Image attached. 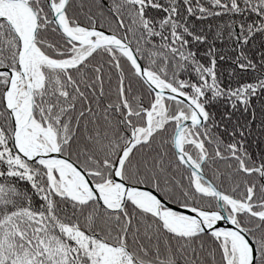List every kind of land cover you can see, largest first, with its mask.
<instances>
[{
    "label": "trees",
    "instance_id": "trees-1",
    "mask_svg": "<svg viewBox=\"0 0 264 264\" xmlns=\"http://www.w3.org/2000/svg\"><path fill=\"white\" fill-rule=\"evenodd\" d=\"M28 1L40 19L35 43L43 55L75 60L70 66L38 64L42 82L33 115L48 123L60 152L101 182L132 138L121 160L127 183L153 188L176 206L218 210L211 189L173 148L174 128L187 107L168 98L154 104V93L116 48L82 57L89 48L75 47L57 29L48 0ZM63 18L78 34L101 28L126 37L145 68L204 107L206 121L183 129L182 151L240 203L222 201L254 241L255 264H264V0H68ZM17 51L16 36L0 19V68L16 69ZM7 79L0 72V264H91L63 226L121 249L132 264H227L229 239L173 234L130 200L109 211L94 200L49 194L47 169L21 160L12 148L3 102ZM246 199L250 210L241 205Z\"/></svg>",
    "mask_w": 264,
    "mask_h": 264
},
{
    "label": "water",
    "instance_id": "water-1",
    "mask_svg": "<svg viewBox=\"0 0 264 264\" xmlns=\"http://www.w3.org/2000/svg\"><path fill=\"white\" fill-rule=\"evenodd\" d=\"M6 1H9L12 4L17 5L26 11V16H23L24 23L27 21L28 17L30 18L29 27L25 29L22 26L21 30H19L16 26L15 20L12 17H10L7 14L0 13V19L5 20L9 24L10 28L12 29L19 43L18 52H17V62H16L17 73L19 76H22V78L24 79L25 91H26L27 100H28V106L26 110L24 111V115L22 117H19V115L16 112L19 110H22V108L17 105L10 106L7 102V94H8V89L10 87L13 70L8 67L0 68V72H6L9 75V81L5 87L4 102H5V108L9 114V117L12 123V131L10 134V138H11L12 148L15 154L23 161L41 163L43 165H45L44 163L47 161L48 162L55 161L54 163L64 165L68 170H71L73 175L81 178L86 184V186L82 188L84 198L82 199L77 198L71 192V190L64 191V196L72 201L84 203L90 200H96L102 207L106 208L109 211H120L122 210V207L126 200L132 199L134 195L141 194V195L148 196L153 201L154 208H155V212H153V214L162 222V224L169 231H171L172 233L176 235L192 236L197 233L213 232L216 230L230 231L231 233L236 235L241 240L243 247H244V256L239 255V258H238L239 264H255L256 247H255L253 240L251 239V237L248 235V233L245 230H243L240 226L236 224L233 218L227 215V213L225 212L223 208L222 199H224L226 195L220 192L218 189H216L212 185V183L203 175L201 169L195 167L189 161V159L185 156V154L183 153L180 147L179 139H180V133L183 127L186 126L187 124H192V125L201 124L207 117L206 112L204 111L206 115L204 116V118H202V115L197 108V105L199 104L197 100H195L191 96L177 89H174L167 84H166V88H160L156 86L151 81L150 76L147 74L148 69H146L141 64L140 60L138 59L136 53L134 52L131 44L128 42L126 37L121 38L117 36L116 34H113L101 28H89L87 34L85 35H78V34L73 33L69 28L66 27V25L64 24V20H63V11L66 7L68 0H61L57 8H54L52 6L51 0H48V2H49L50 10H51L52 22L70 43L74 44L75 47L90 46L89 51L95 50L99 47H105V46H110V47H114L118 49L124 55H126L136 75L143 81V83L152 92L158 93L161 96H164L165 98L174 99L179 102H182L194 111L196 119L187 118V119L182 120L176 125L174 132H173V137H172L173 148H174L178 161L184 164L189 169H191L201 180H203L205 183L209 185V187L213 191L211 195L216 196L218 203H219L220 210L217 211V213H214L211 211L207 212L205 210L204 212L210 213L213 216V219L209 222V225H205L204 222H202L201 220V216L198 213H196L193 210V208L175 206L169 203L168 201L164 200L163 198H161L159 194L152 188H149L143 185H134V184L126 183L123 180L122 175H121L122 164L120 163V161L123 158V156L127 153V150L129 146L131 145L130 142L123 146L121 152L119 153L115 161V164L113 165L112 178L110 179V181L112 182V184L114 185L116 189L117 197L110 201H106L100 195V193L97 190V186L92 181L88 172H86L82 167L76 164L68 156L63 155L59 152V146L57 144L55 134L51 131V129H49V131L52 132V134H54V140H53L54 149L53 150H50V151L36 150L30 146L23 147L20 145L21 137L23 133L25 132L26 127L32 121V118H33V110H34V104H35L34 86H33L34 70L31 69L29 71L30 78H28V76L26 75V69H27L29 51L32 46H35L34 41L37 35L40 20H39V16L36 10L28 3L27 0H6ZM110 12L115 16V14L111 10ZM117 20L119 21L118 18ZM90 35H98V37L90 38L89 37ZM147 126H148V132H149L150 130L149 119L147 120ZM50 167H53V164H50ZM49 181L51 182L50 177H49ZM250 197L251 195H248V199ZM242 204L244 206L246 205L245 202H243ZM162 207H165L172 211L182 213L183 215L190 217L193 221L196 222L195 223L197 225L196 230H193L190 232H183L177 229L175 226H173L169 221H167L163 217ZM120 247L125 249V247L122 245Z\"/></svg>",
    "mask_w": 264,
    "mask_h": 264
},
{
    "label": "rangeland",
    "instance_id": "rangeland-1",
    "mask_svg": "<svg viewBox=\"0 0 264 264\" xmlns=\"http://www.w3.org/2000/svg\"><path fill=\"white\" fill-rule=\"evenodd\" d=\"M0 11L11 15L14 18L16 26L19 30H21L22 26L25 29L29 27L30 18L25 23L23 22V15L20 7L14 4L12 5L10 3L4 2V3H0ZM42 59H44V56L41 53V51L37 47L32 46L28 54L26 75L28 76V78H30L29 71L31 69L34 70L33 73L34 101H35V91L41 85L38 64ZM72 61L73 59H68L66 61L56 62V63L54 61L52 62H54L53 64H63L65 62L72 63ZM20 79H22L24 82L22 76H20ZM150 79L156 86L164 87L165 85V83L162 80H160L158 76L155 75L153 77L150 76ZM8 81L9 78L7 80L6 85L8 84ZM4 95H5V89L3 92V102H4ZM7 98L10 101V102L7 101L10 106L17 105L22 108V110L16 112L19 115V117H22L24 115V111L28 106L25 85L23 83H19L16 87L13 88L9 87ZM23 136L26 140H28L29 142L28 146L36 150L48 151L52 149L51 148L52 134L49 132L48 129H46L43 125H41V123L36 118L32 119V121L28 124L25 132L23 133ZM50 164H53V167L56 169V172L58 174L56 176L58 178L57 180L53 178V174L52 172H50L51 169ZM46 167L48 169V172L50 173L54 185L59 184L60 181V186L62 188L67 189L68 188L67 186L70 184L75 194L77 195L80 194L79 188L77 186L83 185V182L80 181L79 179L70 177L68 170L64 166L54 162L51 163L48 162V165L46 164ZM198 186L199 188L203 187L202 185H198ZM108 189H110V193H108L109 196H113L114 194L113 186L111 185ZM147 198H148V202H145L144 205L142 204L141 205L147 207L148 209H151L153 202L149 197ZM164 213H165L164 215L165 219L168 220L170 223H172L174 226L179 227L180 229L186 227L187 222L184 219H182L180 216L175 214V212L164 210ZM63 229L87 252L88 256L91 259V264H132L131 260L124 254V252L121 249L111 244H108L100 239H97L93 236L85 235L78 229L73 228L71 226H63ZM235 241L239 253L241 252V254H243L241 241L237 238H235ZM37 245L39 246L40 244Z\"/></svg>",
    "mask_w": 264,
    "mask_h": 264
},
{
    "label": "bare ground",
    "instance_id": "bare-ground-1",
    "mask_svg": "<svg viewBox=\"0 0 264 264\" xmlns=\"http://www.w3.org/2000/svg\"><path fill=\"white\" fill-rule=\"evenodd\" d=\"M108 9H109V11L111 10L112 12H113V10L112 9H110L109 8V6H108ZM21 10H22V15L23 16H26V11L24 10V9H22L21 8ZM111 13V12H110ZM29 19V17L27 18V20ZM120 22V21H119ZM147 74L148 75H150L149 74V72H147ZM19 83H23L24 84V82H23V80L22 79H20V76L18 75V73H16V72H14L13 74H12V78H11V82H10V87H16ZM7 101L8 102H10L9 101V99L7 98ZM129 139H130V137H129ZM132 139V138H131ZM130 141V140H129ZM129 141L126 143V144H128L129 143ZM20 143H21V145L22 146H28L29 145V142H28V140H26L25 138H24V136L22 135V137H21V140H20ZM126 144H124V145H126ZM123 145V146H124ZM123 146H122V148H123ZM122 148H121V150H122ZM121 152V151H120ZM119 155V154H118ZM118 157V156H117ZM70 158V157H69ZM71 159V158H70ZM117 159V158H116ZM73 160V159H72ZM122 160V159H121ZM74 161V160H73ZM116 161V160H115ZM75 162V161H74ZM76 163V162H75ZM120 163L122 164V162L120 161ZM76 164H78V163H76ZM115 164V163H114ZM113 164V165H114ZM79 165V164H78ZM62 166H64V165H62ZM80 166V165H79ZM65 167V166H64ZM81 167V166H80ZM51 169H50V172H52V174H53V178L55 179V180H57L58 178L56 177L58 174H57V172H56V169L54 168V167H50ZM66 168V167H65ZM83 168V167H82ZM67 169V168H66ZM84 169V168H83ZM68 170V169H67ZM85 170V169H84ZM86 172H88L89 173V176L91 177V179H92V175L94 174V172L93 171H90V170H85ZM112 172H113V166H112ZM68 173H69V175H70V177H72V178H76V179H79L80 181H82L83 182V185H79V186H77L78 188H79V191H80V194H75V192L72 190V188H71V186H70V184L67 186L68 188L67 189H65V188H62L61 186H60V181H59V184H53L54 182H53V180H52V178H51V176H50V173L48 172V169H47V176H48V183H49V194L52 192V193H58V194H60L61 196H63V197H65L64 196V191L65 190H71V192L77 197V198H84V194H83V191H82V188L83 187H85L86 186V184H85V182L81 179V178H79V177H77V176H75V175H73L72 174V172H71V170H68ZM121 175H122V170H121ZM49 177H50V179H51V182L49 181ZM112 178V175H111V177L110 178H108V179H106V180H104V181H101V182H94V180L92 179V181L95 183V185L97 186V190H98V192L100 193V195L101 196H103L106 200H108L109 199V194L108 193H110V189H108L111 185L114 187V185L112 184V182L110 181V179ZM123 178V177H122ZM124 180V179H123ZM78 181V180H77ZM125 181V180H124ZM126 182V181H125ZM127 183V182H126ZM107 192V193H106ZM67 198V197H66ZM68 199V198H67ZM70 200V199H69ZM133 200L136 202V203H140V204H142V205H144L145 204V202H147L148 200L147 199H145L144 198V196L142 197V195H135V196H133ZM72 201V200H71ZM90 201H92V200H90ZM94 201H96V200H94ZM73 202H75V201H73ZM77 203H79V202H77ZM84 203H86V202H84Z\"/></svg>",
    "mask_w": 264,
    "mask_h": 264
},
{
    "label": "flooded vegetation",
    "instance_id": "flooded-vegetation-1",
    "mask_svg": "<svg viewBox=\"0 0 264 264\" xmlns=\"http://www.w3.org/2000/svg\"><path fill=\"white\" fill-rule=\"evenodd\" d=\"M65 64V63H64ZM42 82V77L40 76V83ZM154 97L156 98V99H154V101L156 100V101H158L159 99H160V97L158 96V95H155L154 94ZM156 101L155 102H153L154 104L156 103ZM183 104V103H182ZM184 106L185 107H187V109H188V111L187 110H185V111H183V119L182 120H184V119H186V118H188V117H190V115H191V110H190V108L187 106V105H185L184 104ZM207 118V117H206ZM181 121V120H180ZM179 121V122H180ZM206 121V119L200 124V125H188V127L190 128V129H194V127H196V126H201L204 122ZM178 122V123H179ZM41 125H43L46 129H47V127H46V124L44 123V124H41ZM189 132V131H188ZM193 132V131H192ZM196 135V137H197V134H195ZM134 136L136 137V136H138L137 134H134ZM56 140H57V138H56ZM198 141H199V139H198ZM52 142H53V138H52V141H51V144H52ZM57 143H58V141H57ZM59 144V148H60V145H61V143H58ZM51 147H52V145H51ZM60 150V149H59ZM189 207H191V206H189ZM193 208V210L196 212V213H198L200 216H201V220H202V222H206V221H208L209 219H211V215H209V213L207 214V213H205V212H202L201 210L202 209H200V208H197V207H192ZM208 210V209H207ZM212 211H215V210H212ZM175 214H177L178 216H180L182 219H184L187 223H186V227H184L182 230H184V231H187V230H192L193 229V226H195L194 227V229L196 228V222H194L190 217H188V216H186V215H183V214H181V213H175ZM177 228H179V227H177ZM180 229V228H179ZM230 240V239H229ZM233 242H232V244H234L233 245V248H231V247H229V255H230V263L229 264H235L234 263V256H235V254L237 253V251H238V248L236 247V244H235V242L236 241H234V240H232Z\"/></svg>",
    "mask_w": 264,
    "mask_h": 264
}]
</instances>
